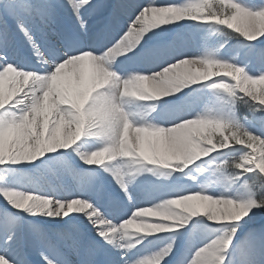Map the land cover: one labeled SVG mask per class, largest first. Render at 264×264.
I'll list each match as a JSON object with an SVG mask.
<instances>
[{"label":"snow or ice","instance_id":"obj_1","mask_svg":"<svg viewBox=\"0 0 264 264\" xmlns=\"http://www.w3.org/2000/svg\"><path fill=\"white\" fill-rule=\"evenodd\" d=\"M0 264H264V0H0Z\"/></svg>","mask_w":264,"mask_h":264},{"label":"bare ground","instance_id":"obj_2","mask_svg":"<svg viewBox=\"0 0 264 264\" xmlns=\"http://www.w3.org/2000/svg\"><path fill=\"white\" fill-rule=\"evenodd\" d=\"M113 2H116V0H113Z\"/></svg>","mask_w":264,"mask_h":264}]
</instances>
